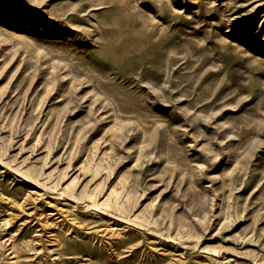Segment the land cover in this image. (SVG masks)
Listing matches in <instances>:
<instances>
[{
    "label": "rangeland",
    "instance_id": "1",
    "mask_svg": "<svg viewBox=\"0 0 264 264\" xmlns=\"http://www.w3.org/2000/svg\"><path fill=\"white\" fill-rule=\"evenodd\" d=\"M0 264H264V0H0Z\"/></svg>",
    "mask_w": 264,
    "mask_h": 264
}]
</instances>
